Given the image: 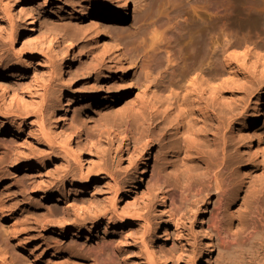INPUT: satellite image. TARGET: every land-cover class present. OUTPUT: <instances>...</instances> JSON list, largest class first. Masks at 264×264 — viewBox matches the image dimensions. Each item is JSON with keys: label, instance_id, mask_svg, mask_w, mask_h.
Here are the masks:
<instances>
[{"label": "rangeland", "instance_id": "1", "mask_svg": "<svg viewBox=\"0 0 264 264\" xmlns=\"http://www.w3.org/2000/svg\"><path fill=\"white\" fill-rule=\"evenodd\" d=\"M16 1L34 14L37 30L20 35L15 29L10 42L8 12L14 14L16 9L11 0H0V124L5 127L0 131V195H9L19 204L21 190L28 200L35 201L38 190L43 189L51 191L53 197L44 201V208L36 205L14 213L19 216L16 223L26 222L32 234L27 249L33 250L38 258L34 260L11 245L15 259L28 264H96L94 257L84 261L77 259V255L87 257L88 249L104 242L107 245L102 252L112 257L108 264H246L250 240L243 238L242 230L252 212V195L264 184L261 169L264 153L261 150L255 153L256 146H248L246 139L233 133L232 128L227 130V136L233 138L229 143L237 163L232 175L234 194L225 201L223 219L231 232L237 233L238 244L224 245L207 225L217 208V192L211 190L202 195V200L206 199L204 205L182 201L173 194L162 207L163 187L158 174L173 176L169 163L172 160L165 159L162 142L157 137L147 142L128 140L110 126L112 120L126 122L135 110L133 106L137 103L140 107L138 102H144L145 65L150 61L149 45L155 33L160 35L158 45L163 47L176 27L175 54L186 61L194 60L198 54L193 50L198 42L196 35L192 34L194 44L182 36L190 31L184 19L190 0H129L125 19L110 23V42L99 36L90 16L75 18L81 6L91 7L95 0H51L54 3L45 7L40 5L42 0ZM210 3L217 10L202 14L203 38L209 41L228 33L233 40L246 38L257 46L264 45V0H210ZM104 4L103 0L99 2L100 7ZM21 26L24 28L25 24ZM140 32L147 40L143 47L132 43ZM53 35L71 44V49H65L72 60L67 74H59L57 68L64 61H53L47 50V40ZM116 44L130 63L126 76L132 86L128 94L113 79L103 83L109 74L112 46ZM219 53L210 50L208 56L218 61ZM21 66L24 71H20ZM61 89L71 92L67 99L71 116L58 127L52 112H46L41 123L36 111L38 103L44 94L49 102L51 99L55 103L57 90ZM95 90H100L97 95H93ZM23 102L28 104L25 109L21 108ZM239 122L233 125L236 132L252 134L253 128L247 131L245 121ZM262 127L264 116L256 129ZM19 128L23 134L12 136V130ZM67 133L81 147L82 166L70 154L65 141ZM71 147L74 149L73 143ZM37 163L43 167H37ZM86 172H89L88 187L78 188L70 182L72 176ZM51 210L54 218L44 220V213ZM82 221L94 222L93 228L89 223L77 231L76 224ZM2 222L15 224L9 217H0ZM59 227L66 233H60ZM43 239L48 247L39 255L45 247L41 245ZM153 240L162 248L167 262L155 255L157 247ZM73 243L83 247L71 250L69 246ZM54 250L59 253L50 257ZM202 251L205 254L198 259ZM257 264H264V254Z\"/></svg>", "mask_w": 264, "mask_h": 264}, {"label": "bare ground", "instance_id": "2", "mask_svg": "<svg viewBox=\"0 0 264 264\" xmlns=\"http://www.w3.org/2000/svg\"><path fill=\"white\" fill-rule=\"evenodd\" d=\"M31 1L24 0L25 3ZM95 1L96 3L91 7L81 6L75 12V18L82 19L86 15L90 16L93 20L92 26L97 30L99 36L110 42L108 35L110 23L125 19L129 0H103L105 2L103 7L99 6V2L102 0ZM17 2L16 0L10 2L16 9L15 13L9 14L8 12L11 24L10 42L13 41L15 29L19 31L20 35H30L37 30L34 14ZM53 3L51 0H42L40 5L45 7L47 4ZM188 4L189 8L184 19L187 26H190V31H187L185 35L178 32V35L184 36L192 43V34H195L198 42L193 45V50L198 54L194 60L190 59V61L182 60L175 54L176 27L169 34L163 47L158 45L161 37L155 33L151 39L152 43L149 45L150 61H146V77L143 84L141 83L146 89V91L144 90L145 95L143 92L146 99L144 102H146L141 104V100L138 102L140 107L137 103L133 106L135 110H133L131 118H128L129 120L127 119L126 122L112 120L110 126L118 134L128 137V140L147 142L151 138L157 137L162 142L165 148V159L172 160L169 163L173 169L172 178L158 174V179L163 187L160 192L162 207L168 204L167 199L173 194L180 197L182 201L194 204L202 202L204 205L206 199L202 200V195H208L211 190L217 192V208L207 225L213 230L215 238L220 243L237 245V233L231 232L228 223L223 219L225 201L234 194L232 175L234 164L237 163H235L236 156L232 151V145L229 143L233 138L227 136V130L232 128L233 133L246 139L248 146H256L255 153L258 150L264 153V127L256 129L257 123L264 116V45L257 46L246 38L233 40V36L228 33H221L216 39L210 38L207 41L205 37L203 38L204 20L202 14L209 10H217V8L211 5L210 0H190ZM21 23L25 24L24 28ZM25 41L29 43V39H25ZM146 42L143 32L132 41L134 44L142 45L141 47L145 46ZM71 48L69 41L61 40L54 35L49 36L47 40V50L52 54L53 61H64L57 68L59 74L68 73L72 60L67 56L65 49ZM210 50L220 51L218 61H212L209 58L208 51ZM111 54L113 57L107 68L109 74L103 83L113 79V82L120 85L124 94H128L132 82L126 76L130 67L127 55L117 44L112 46ZM197 56L199 61L195 60ZM55 65L57 66V63L53 62V66ZM24 70V66H21L20 71ZM57 91L59 94L55 103L51 99L49 102L45 97L47 95L44 94L36 111L39 112L41 123L45 113L52 112L55 125L60 127L62 120L71 116L70 106L67 104L71 92L65 89ZM99 91L95 90L93 95H97ZM81 97L85 99L86 96ZM26 106L28 104L23 102L21 108L25 109ZM91 108L89 112L92 111ZM239 120L245 121L247 131L253 128L252 134L243 135L239 131L236 132L233 125L241 123ZM2 129L5 127L1 123L0 131ZM15 134L22 135V129H13L12 136ZM65 138L74 161L82 166L80 145L72 141L69 133ZM72 143L74 149L71 147ZM178 162L181 165L176 166ZM35 165L39 168L43 167L41 163ZM261 169L264 176V162ZM88 174L86 172L72 176L70 182L78 188H86L90 185ZM24 194L25 192L21 190V204L8 197V194V196L4 195L5 197L0 195V217L2 219L9 217L15 221L13 225L0 223V230H2L0 234V264H28L17 257L15 259L9 247L11 245L21 252L31 255L34 260L38 259L33 250L27 249L32 234L29 232L26 222L16 223L19 216H14V213L36 205L44 208L43 206L46 204L44 201L51 199L53 193L47 189L38 190L35 201L28 200ZM251 205L252 212L246 228L242 230V235L246 240H250L245 263L257 264L264 254V184L252 195ZM53 213V210L44 213V220L53 219ZM89 223L93 228L94 222L82 221L76 224V230L79 231L82 226ZM58 231H61L62 234L66 233L65 229H60V227ZM153 242L157 247L155 255L157 254L163 262H167L162 248H159L155 240ZM46 243L43 239L41 245H45V247L39 255H42L48 247V243ZM105 245L107 244L100 242L95 248L88 249L89 256L81 254L77 255V259L87 261L88 257H94L95 260H93L96 264H108L107 262L112 257L110 254L105 253L107 254L105 255L102 252ZM76 247L82 248L83 245L73 243L69 249L74 250ZM57 253L59 251L54 250L50 257H55ZM201 253L198 259L205 254V251ZM48 261L50 262V259Z\"/></svg>", "mask_w": 264, "mask_h": 264}]
</instances>
